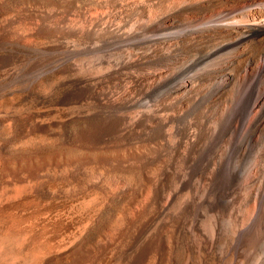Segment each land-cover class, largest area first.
I'll return each instance as SVG.
<instances>
[{
  "label": "bare ground",
  "instance_id": "obj_1",
  "mask_svg": "<svg viewBox=\"0 0 264 264\" xmlns=\"http://www.w3.org/2000/svg\"><path fill=\"white\" fill-rule=\"evenodd\" d=\"M42 3H14L0 42L24 62L0 71L56 63L71 117L48 154L3 170L92 196L73 264H264V0ZM48 124L31 130L55 138Z\"/></svg>",
  "mask_w": 264,
  "mask_h": 264
},
{
  "label": "rangeland",
  "instance_id": "obj_2",
  "mask_svg": "<svg viewBox=\"0 0 264 264\" xmlns=\"http://www.w3.org/2000/svg\"><path fill=\"white\" fill-rule=\"evenodd\" d=\"M16 1L0 0V26L16 15ZM38 1L36 6L41 8L43 0ZM19 49L25 48L0 42V58L18 52L19 67L24 62ZM54 64L44 66L38 74L27 73L26 77L33 78L28 81H16L10 73L0 71V264H73L75 243L85 234H94L95 215L88 207L91 195L72 194L71 184L57 179L43 185L53 194L49 198L35 191L36 181L3 170L5 163L12 167L20 153L42 156L48 154L51 143L59 144L62 122L71 117V111L53 102L58 91L49 87L60 81ZM35 123H49L50 132L58 135L50 138L48 132H33L31 125ZM98 264L116 262L107 255Z\"/></svg>",
  "mask_w": 264,
  "mask_h": 264
},
{
  "label": "water",
  "instance_id": "obj_3",
  "mask_svg": "<svg viewBox=\"0 0 264 264\" xmlns=\"http://www.w3.org/2000/svg\"><path fill=\"white\" fill-rule=\"evenodd\" d=\"M46 264H50V263H46Z\"/></svg>",
  "mask_w": 264,
  "mask_h": 264
}]
</instances>
